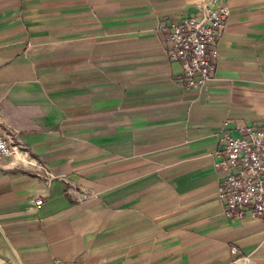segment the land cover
<instances>
[{"label": "crops", "instance_id": "0c3cea01", "mask_svg": "<svg viewBox=\"0 0 264 264\" xmlns=\"http://www.w3.org/2000/svg\"><path fill=\"white\" fill-rule=\"evenodd\" d=\"M200 1L0 0V127L31 160L0 166V264H264L214 168L222 132L264 128V0H222L198 90L157 27Z\"/></svg>", "mask_w": 264, "mask_h": 264}, {"label": "built area", "instance_id": "2783aa9c", "mask_svg": "<svg viewBox=\"0 0 264 264\" xmlns=\"http://www.w3.org/2000/svg\"><path fill=\"white\" fill-rule=\"evenodd\" d=\"M193 15L174 19L168 26L159 25L164 33L167 58L181 68V82L187 89H201L209 81L218 57L217 44L230 17L222 0H201ZM228 126L225 122L224 127ZM237 137L225 132L220 135L224 143L215 170L221 174L217 191L226 216L252 217L264 215V128L238 126ZM11 158L31 165L29 155L16 144L14 132L0 127V166ZM20 158V159H19ZM83 196L82 199H85ZM37 200L35 205H41ZM232 254L236 249L231 250ZM249 257H239L232 264H250ZM54 264H61L55 261Z\"/></svg>", "mask_w": 264, "mask_h": 264}]
</instances>
